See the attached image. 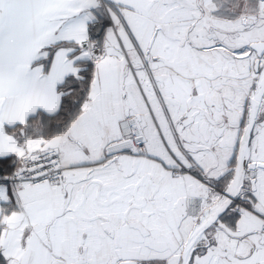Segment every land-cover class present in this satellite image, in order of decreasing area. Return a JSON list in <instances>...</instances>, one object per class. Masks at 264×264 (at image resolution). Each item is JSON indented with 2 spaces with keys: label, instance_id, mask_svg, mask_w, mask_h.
<instances>
[{
  "label": "snow or ice",
  "instance_id": "6c2138e0",
  "mask_svg": "<svg viewBox=\"0 0 264 264\" xmlns=\"http://www.w3.org/2000/svg\"><path fill=\"white\" fill-rule=\"evenodd\" d=\"M0 264H264V0H0Z\"/></svg>",
  "mask_w": 264,
  "mask_h": 264
}]
</instances>
